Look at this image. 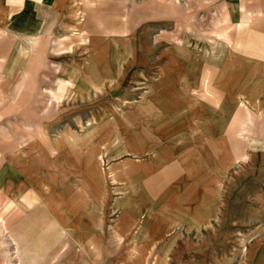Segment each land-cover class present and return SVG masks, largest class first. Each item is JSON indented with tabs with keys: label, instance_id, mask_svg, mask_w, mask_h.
<instances>
[{
	"label": "crops",
	"instance_id": "crops-1",
	"mask_svg": "<svg viewBox=\"0 0 264 264\" xmlns=\"http://www.w3.org/2000/svg\"><path fill=\"white\" fill-rule=\"evenodd\" d=\"M237 1L252 4L240 11L251 21L237 23L221 56L168 49L139 99L118 97L123 112L112 103L92 108L75 131L64 127L49 144L31 145L29 156L10 157L19 182L6 180L3 192L44 214L35 227L51 244L45 264H264V0ZM60 2L0 0V26L38 38ZM112 109L120 120H110ZM26 196L36 198L30 207ZM59 243H75L76 256L56 250Z\"/></svg>",
	"mask_w": 264,
	"mask_h": 264
},
{
	"label": "rangeland",
	"instance_id": "rangeland-1",
	"mask_svg": "<svg viewBox=\"0 0 264 264\" xmlns=\"http://www.w3.org/2000/svg\"><path fill=\"white\" fill-rule=\"evenodd\" d=\"M75 1H77L75 6L79 5L82 13L80 29L87 25L91 30L96 29L99 22L105 23V25L101 24L103 26H111L116 32L127 26L130 30L128 40H133L140 33L141 28H146L148 44L139 50L137 43L134 42L133 60L126 62L123 77L119 80L116 89L110 90L113 91L112 94L108 92L77 94L70 93L68 88L64 89L61 86L59 81L61 74L57 71L65 59L59 44L60 40L68 35L62 25L71 23L68 10L64 9L61 12L59 8L52 9L46 18L44 32L39 37L40 43L25 37H17L10 34L4 26H0V56H6L7 65L3 75L0 74L2 77L0 79V264H45V256L51 246L46 241L48 237L40 236L44 234L40 231V227H35L36 223H44V214L31 215L32 211L23 210V205L19 206L20 200L11 201L3 192L2 185L6 180L19 182L20 169L16 166L12 168L10 163L11 168L7 167V162L12 155L21 156L23 150L18 151L17 143L21 136L29 134L37 140L34 142L37 144L38 135L41 136L40 128H43L49 141L64 127L75 131L76 121L80 117L87 123L92 108L100 112L112 103L111 106L114 108L118 106L120 111L119 108L124 106L125 98L118 97L125 96L126 92H132V100L139 99L145 90L143 84L145 78L157 73L164 65L166 50L177 46L186 52L198 54L197 58H204L205 54L209 59L217 58L227 47H232L233 43L217 39L215 32L228 31L234 42L237 38L235 32L239 27L237 23L251 21L243 17L244 13L240 11L251 10L252 4L239 3L237 0ZM72 39L73 43L77 44L81 41L79 38ZM23 47L28 49L26 54L19 57ZM30 63L41 64V68L33 77L25 72V67L30 68L32 65ZM111 67L116 68L114 65ZM34 143L31 145H35ZM42 144L41 146H44V143ZM31 153L33 151H29L28 156ZM6 199L9 202H6ZM1 222L5 223L7 229H4ZM14 234L20 236L21 244L28 247V250H20L19 246L14 244L12 238ZM252 244H248L250 251L253 250ZM55 248L64 250L65 255L71 253V257L76 256L75 243H59ZM254 251L258 250L254 249ZM262 259L264 261V257ZM209 261L199 258H154L144 260L143 264H204ZM230 261H233L230 264H235L236 260ZM99 262L124 264L123 259L102 258ZM244 264H252V260L245 258Z\"/></svg>",
	"mask_w": 264,
	"mask_h": 264
},
{
	"label": "bare ground",
	"instance_id": "bare-ground-1",
	"mask_svg": "<svg viewBox=\"0 0 264 264\" xmlns=\"http://www.w3.org/2000/svg\"><path fill=\"white\" fill-rule=\"evenodd\" d=\"M67 1L68 0H61L57 7L61 12L64 11V9L68 10V16L71 20L70 24H62L63 28L67 30L68 35H66L64 39L60 40L59 44V47L61 48L60 51L65 58L64 62L57 70L58 73L62 75L59 77L61 86H63L64 89L68 88L70 93L76 92L77 94H82L84 92L104 93L109 92L112 89H116L119 80L123 77L127 63L133 60L134 42L137 43V48L139 50L143 49L144 46L148 44L147 29L141 28L140 33L133 40H128V33L130 30L127 26L126 28L121 29V32H116V29H112L111 26H103L105 23L102 22L101 24L103 25H101L99 22L97 23L96 29L91 30L89 25L80 29L79 26L82 22V13L79 5L75 6V2H77L75 0H70V2ZM96 19L98 20V18ZM214 35L217 39L227 41L230 44L233 43L228 31H216ZM72 38H79L81 41H79L78 44L73 43ZM40 39L41 38L38 37L31 40L40 43ZM27 49L28 48L23 47L20 51L21 54L19 57L26 54ZM31 64L32 63H30V65ZM112 65L116 66V68L113 69L111 67ZM6 66V56H0L1 75H3L2 73H4L3 70ZM40 66V63H33L30 68L25 67V72H27L30 77H33L41 68ZM1 78L2 77L0 76V79ZM56 98L59 103L60 101L58 97ZM126 103L127 102L124 100V106ZM111 112L110 120L114 121L113 118L115 117L117 120H120L119 118L121 115L118 114L119 112L116 110L113 111V109ZM108 114L109 113L106 112V115L100 118L102 124L104 123L102 120L108 117ZM105 122H109V120H106ZM40 132L41 136L38 135V142L49 144L50 140L48 141V139H46V133L43 128H40ZM104 138L107 139L108 135ZM36 141L37 140L29 134L21 136L17 142L19 145L18 151L20 149L23 150V155L26 156V152H28L29 148L28 146ZM7 164V167L11 168V165L8 162ZM35 201L36 198L33 197L26 196L23 198V203L25 204L32 205ZM6 202L9 201L6 199ZM2 225L4 229H7L4 222ZM16 249L18 250V248Z\"/></svg>",
	"mask_w": 264,
	"mask_h": 264
}]
</instances>
